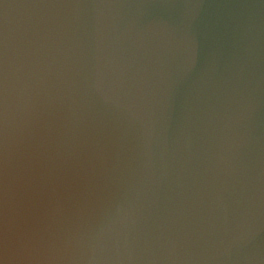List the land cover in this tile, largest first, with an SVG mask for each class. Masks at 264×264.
Returning <instances> with one entry per match:
<instances>
[{
	"label": "water",
	"instance_id": "95a60500",
	"mask_svg": "<svg viewBox=\"0 0 264 264\" xmlns=\"http://www.w3.org/2000/svg\"><path fill=\"white\" fill-rule=\"evenodd\" d=\"M0 264H264V0H0Z\"/></svg>",
	"mask_w": 264,
	"mask_h": 264
}]
</instances>
